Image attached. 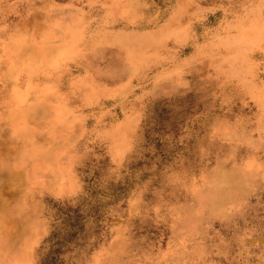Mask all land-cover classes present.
Returning a JSON list of instances; mask_svg holds the SVG:
<instances>
[{
    "label": "rangeland",
    "instance_id": "obj_1",
    "mask_svg": "<svg viewBox=\"0 0 264 264\" xmlns=\"http://www.w3.org/2000/svg\"><path fill=\"white\" fill-rule=\"evenodd\" d=\"M0 264H264V0H0Z\"/></svg>",
    "mask_w": 264,
    "mask_h": 264
},
{
    "label": "bare ground",
    "instance_id": "obj_2",
    "mask_svg": "<svg viewBox=\"0 0 264 264\" xmlns=\"http://www.w3.org/2000/svg\"><path fill=\"white\" fill-rule=\"evenodd\" d=\"M55 178H56L57 181L59 180V174H58L57 171L55 172Z\"/></svg>",
    "mask_w": 264,
    "mask_h": 264
}]
</instances>
